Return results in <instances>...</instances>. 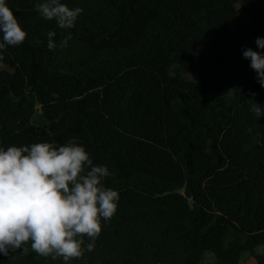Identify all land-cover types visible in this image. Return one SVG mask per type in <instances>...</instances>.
Masks as SVG:
<instances>
[{
	"label": "trees",
	"instance_id": "16d2710c",
	"mask_svg": "<svg viewBox=\"0 0 264 264\" xmlns=\"http://www.w3.org/2000/svg\"><path fill=\"white\" fill-rule=\"evenodd\" d=\"M6 2L28 35L0 50V147L75 141L120 194L83 264H264V86L243 56L264 54V0H61L83 9L66 47L43 0ZM19 252L0 264H45Z\"/></svg>",
	"mask_w": 264,
	"mask_h": 264
},
{
	"label": "clouds",
	"instance_id": "9594fccd",
	"mask_svg": "<svg viewBox=\"0 0 264 264\" xmlns=\"http://www.w3.org/2000/svg\"><path fill=\"white\" fill-rule=\"evenodd\" d=\"M35 9L66 30L60 40V46L66 47L72 38L67 30L75 27L83 9L61 0H43ZM0 34V50L23 44L28 35L6 0H0ZM46 36L48 49H56V31L49 30ZM256 45L264 49V38L257 37ZM243 56L264 86V54L249 48ZM248 101L256 118L264 116V107ZM109 175V169L94 165L86 148L75 141L62 146L40 142L0 147V253L9 256L10 251L22 249L26 255L30 245L40 257L62 258L69 264L82 258L85 250L92 251L102 221L111 220L120 199L118 191L103 184ZM84 237L91 241L86 248Z\"/></svg>",
	"mask_w": 264,
	"mask_h": 264
},
{
	"label": "rangeland",
	"instance_id": "374dc122",
	"mask_svg": "<svg viewBox=\"0 0 264 264\" xmlns=\"http://www.w3.org/2000/svg\"><path fill=\"white\" fill-rule=\"evenodd\" d=\"M28 247H29V251H31L30 245ZM18 251H21L18 253V255L20 256L22 253V249H20ZM256 252L264 253V244L256 247ZM1 256H2V253H0V257ZM38 258L40 259V261H43L45 264H64L62 258H58L56 260H52L50 257L44 258V257L38 256ZM24 259H25V257L21 258L20 262H23L22 260H24ZM215 260H216L215 256L212 254H209L206 256L205 264H212ZM69 264H83V260H82V258L75 259V260L70 261ZM239 264H252V254L250 251H246L243 254Z\"/></svg>",
	"mask_w": 264,
	"mask_h": 264
}]
</instances>
